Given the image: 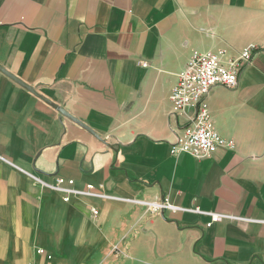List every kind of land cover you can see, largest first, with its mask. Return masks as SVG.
I'll list each match as a JSON object with an SVG mask.
<instances>
[{
  "label": "crops",
  "instance_id": "1",
  "mask_svg": "<svg viewBox=\"0 0 264 264\" xmlns=\"http://www.w3.org/2000/svg\"><path fill=\"white\" fill-rule=\"evenodd\" d=\"M247 45L208 96L237 147L171 154L192 52ZM0 65L87 126L0 72V264H264V0H0Z\"/></svg>",
  "mask_w": 264,
  "mask_h": 264
},
{
  "label": "built area",
  "instance_id": "2",
  "mask_svg": "<svg viewBox=\"0 0 264 264\" xmlns=\"http://www.w3.org/2000/svg\"><path fill=\"white\" fill-rule=\"evenodd\" d=\"M254 45H247L236 55L230 56L226 49L215 50H194L191 57L186 62L184 68L178 73L177 81L170 94L172 100L171 113H179L187 108L192 110L188 120L177 127L176 138L170 143L171 154H190L197 159L211 156L212 153L224 146L229 149L237 147L236 139L225 137L217 129L215 119L210 111L208 96L217 86L233 88L239 84L240 76L247 64L254 55ZM147 66V61H142ZM58 186L65 183L73 184L74 179H64L57 177ZM89 189L96 188L93 184H88ZM67 195L72 190L70 187H63ZM148 212L160 214L166 209H175L167 199L147 202ZM96 216L99 210L91 208ZM219 214L214 213L208 225L217 221ZM118 249V246H115ZM38 252L46 256L49 263L53 262V256L45 248H39Z\"/></svg>",
  "mask_w": 264,
  "mask_h": 264
},
{
  "label": "water",
  "instance_id": "3",
  "mask_svg": "<svg viewBox=\"0 0 264 264\" xmlns=\"http://www.w3.org/2000/svg\"><path fill=\"white\" fill-rule=\"evenodd\" d=\"M0 72L8 75L16 83L21 84L22 86H24L25 88H27L28 90H30L33 94H35L36 96H38L44 102L48 103L49 105L51 104L63 116H66L68 118H71L72 120H74L75 122L79 123L80 125H83L84 127H87L86 124L82 120H79L77 117H74L73 115H71V113L66 108L60 106L58 103H55L53 100H51V99L47 98L46 96H44L36 88H33L32 86H30L29 84H27L24 80H22L21 78L17 77L16 75H14L10 71H8L4 66H1L0 65ZM109 146L112 147V146H114V144H112V145L109 144ZM160 214H161V216L163 218H165V211L164 210H162V212Z\"/></svg>",
  "mask_w": 264,
  "mask_h": 264
}]
</instances>
